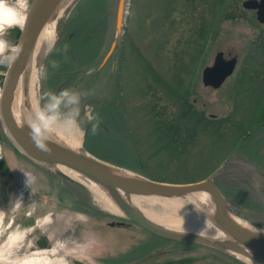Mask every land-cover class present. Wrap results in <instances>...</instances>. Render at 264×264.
<instances>
[{
    "label": "rangeland",
    "instance_id": "rangeland-1",
    "mask_svg": "<svg viewBox=\"0 0 264 264\" xmlns=\"http://www.w3.org/2000/svg\"><path fill=\"white\" fill-rule=\"evenodd\" d=\"M5 1L26 16L32 0L26 10L18 0ZM221 1L129 0L115 59L102 69L115 39L118 0L72 2L43 60L40 112L52 97L61 101L57 109L65 108L83 86L73 101L84 116L54 112L49 128L62 131L70 123L84 135L88 119L96 120L82 136L83 147L157 181L184 184L218 173L216 183L233 213L264 229V198L248 195L264 174V23L255 9L243 7L244 0ZM8 26L0 38L17 46L20 27ZM220 51L238 58L236 70L220 88L205 86L202 70ZM11 60L0 63V94ZM76 69L89 77L73 93L71 85L81 76L73 74ZM64 81L69 87L59 89ZM85 98L92 102L81 105ZM64 177L52 166L31 163L0 130V264H233L213 248L158 238L105 209L89 186ZM227 180L246 190L233 189ZM80 198L83 203L75 202ZM170 199L142 204L178 218L181 211ZM247 209L258 211L251 219L263 225L251 222ZM120 221L125 225H109Z\"/></svg>",
    "mask_w": 264,
    "mask_h": 264
},
{
    "label": "water",
    "instance_id": "water-1",
    "mask_svg": "<svg viewBox=\"0 0 264 264\" xmlns=\"http://www.w3.org/2000/svg\"><path fill=\"white\" fill-rule=\"evenodd\" d=\"M62 1L32 0L26 13L17 43L21 51L18 55L14 54L10 62L0 94V121L11 142L22 154L37 164L52 166L56 173L70 178L63 170L58 169L60 166L66 167L81 176L77 179L80 183L87 186H100L115 201L125 219L151 234L166 240L207 246L247 264H264V232L242 226L235 220L237 215L232 211L230 200L216 183L218 173L197 182L184 184L157 181L101 159L84 147L81 150H76L43 133L37 136L31 126L18 124L13 115L12 102L19 79L32 54L38 36L47 22L56 15ZM77 1L75 0V3ZM128 3L129 0H118L115 12L116 36L99 65V69L104 67L120 43L128 13ZM242 4L245 9H255L258 21L264 23V0H244ZM65 26L66 24L63 23L59 37L64 32ZM237 65V57L226 58L224 52H218L213 63L206 65L202 70L204 85L220 88L235 72ZM114 67L115 63L113 69ZM87 130L88 127L85 129V136ZM123 169L129 170L128 172L131 173L123 171ZM197 193L210 195L214 211L211 215L209 214V217L222 228L225 237H208L163 227L144 216L126 200V197L131 195L184 198ZM109 225L123 226L125 222H110ZM240 257L252 260V263L246 262Z\"/></svg>",
    "mask_w": 264,
    "mask_h": 264
},
{
    "label": "bare ground",
    "instance_id": "bare-ground-1",
    "mask_svg": "<svg viewBox=\"0 0 264 264\" xmlns=\"http://www.w3.org/2000/svg\"><path fill=\"white\" fill-rule=\"evenodd\" d=\"M74 1L75 0H63L58 11L56 12V15L51 20H49L42 29L28 63L19 79L13 97L12 109L14 118L20 125L27 124L33 128L34 125L39 123L36 119V114L40 112L39 94L40 83L42 79L41 74L43 69V60L47 56L49 49L56 40V28L58 20L63 16L68 7ZM113 14L114 13L112 12V16H115V14ZM21 15L23 14L16 6L10 5L4 0V5L0 6V28H4L6 25L17 24ZM69 104L71 105V102L68 103V105ZM55 112L62 114L63 110L57 109ZM88 120L91 121V119ZM41 133L64 145H67L68 147H71L72 149L81 150L83 147L82 136H85V132L84 135L78 133L70 123H64L62 131H59L55 128H49L47 130H42ZM58 169L63 170L70 177L69 179L77 181L78 178H81L77 172L66 167L60 166ZM123 171L128 172L129 170L127 171L123 169ZM88 189L94 193L95 199L105 209L115 214H122V211L106 190L97 185L89 186ZM156 198L159 197L131 195L128 198L126 197V200L132 206L138 209L144 216L163 227L201 234L208 237H225V234L222 233V228L217 224V222L209 217V214L211 215L214 209L212 199L208 193H197L190 197L172 198L173 200L170 199V205L172 206L173 204L174 208H177L181 211V216L178 218L160 215L143 207L142 202L152 203V201H154ZM191 204H193L195 207H198V212L190 210ZM235 220L242 226L255 228L261 230V232H264L263 229L254 227L250 223L246 222V220H243L237 216H235ZM240 258L246 262L252 263V260L243 257ZM23 264L35 263L34 261L29 260L25 261Z\"/></svg>",
    "mask_w": 264,
    "mask_h": 264
},
{
    "label": "clouds",
    "instance_id": "clouds-1",
    "mask_svg": "<svg viewBox=\"0 0 264 264\" xmlns=\"http://www.w3.org/2000/svg\"><path fill=\"white\" fill-rule=\"evenodd\" d=\"M3 5L4 0H0V6ZM18 6L19 8L26 10L27 0H18ZM25 19L26 16L21 15L16 25H9L8 27H20L22 29ZM5 31V28H0V36H3ZM20 51L21 48L19 46L10 45L7 40L0 38V63H3L6 59H12V54L18 55ZM62 95L64 97H68L69 94L64 92ZM74 99L75 98H69L70 102H72ZM52 101V103L47 105L46 111H41L36 114V119L39 123L33 126V131L37 136L41 134L42 130L49 129L50 125L56 120V116L53 113L58 108L61 101L55 97H52Z\"/></svg>",
    "mask_w": 264,
    "mask_h": 264
},
{
    "label": "flooded vegetation",
    "instance_id": "flooded-vegetation-1",
    "mask_svg": "<svg viewBox=\"0 0 264 264\" xmlns=\"http://www.w3.org/2000/svg\"><path fill=\"white\" fill-rule=\"evenodd\" d=\"M63 34H64V32L62 33V35L59 37L60 39L62 38V36H63ZM79 71H82V70H75V71H73V74H75V73H82V72H79ZM70 73V72H69ZM69 73H65L66 75L65 76H67V75H69ZM72 73V72H71ZM62 75H64V74H62ZM83 75H85V73L84 74H81V76L77 79V81L75 82V83H72V85H71V88H72V90H73V93H77V90H78V88L82 85V82H84L85 80H86V77L85 78H83L82 76ZM78 76H79V74H78ZM67 82V81H66ZM65 81H64V83L63 84H61V85H59L58 87H59V89H62L63 87L64 88H67V87H69V83H66ZM103 89L105 88L104 86L102 87ZM80 89L82 90L83 89V86L82 87H80ZM102 89V92L103 93H105L104 92V90ZM81 90L80 91H78V95H79V93L81 92ZM58 94L59 93H55V96L56 97H58ZM72 94V93H71ZM94 94H100L99 92H95ZM78 95H76L77 96V98H78ZM75 96V97H76ZM75 97H73V98H75ZM63 98H64V96H63ZM70 98H72V95H71V97ZM92 99V98H91ZM91 99L89 100V98H85L84 100H82L81 101V105H84V103H87V102H92L91 101ZM75 101H77V99L75 98ZM96 102V101H95ZM67 103H70V100H67ZM74 101H72L71 102V105L69 104H67L66 105V109L65 108H63L62 110H63V114H67V115H70V116H72L73 115V112H76V114L78 115V116H84V110H82V106H80V108H79V111H76V110H74ZM93 106V105H92ZM44 108H45V110H46V107L44 106ZM75 114V115H76ZM95 121L96 120H91V121H87V123H86V125H88L89 124V126L90 127H92V125H95ZM263 163H264V161H263ZM256 167H257V165H255ZM230 172H228L227 174H229ZM259 178H261V180H258V181H256L255 182V187H254V189L256 188V190H254V191H252L251 193H249L248 195L250 196V197H255V198H260V197H263L264 198V174H260V177ZM227 183H229V184H232V187H233V189H242V190H246V187H244L243 186V184L242 183H236V182H231V181H229V180H227ZM258 196V197H257ZM236 203V202H235ZM244 213V212H243ZM255 213H259L258 211H256V210H246V212L244 213V214H247V216H248V218H249V220L251 221V222H253V223H256V224H259V225H263V223H261V222H257V221H254V220H252L251 218L253 217L252 216V214H255Z\"/></svg>",
    "mask_w": 264,
    "mask_h": 264
},
{
    "label": "trees",
    "instance_id": "trees-1",
    "mask_svg": "<svg viewBox=\"0 0 264 264\" xmlns=\"http://www.w3.org/2000/svg\"><path fill=\"white\" fill-rule=\"evenodd\" d=\"M226 0H224V2H225ZM223 1H221V4H223L224 3ZM215 18V19H214ZM219 18V15H218V13H215L214 14V17L212 18V19H214V20H216V19H218ZM211 24V27L213 26V23L211 22L210 23ZM211 32H212V29H211ZM210 32V33H211ZM20 33H21V29L19 28L18 30H17V38H19V36H20ZM209 34V33H208ZM262 102H264V100L262 101ZM262 104V103H261ZM264 104V103H263ZM262 104V105H263ZM264 110V105L262 106V108H260V110H259V113H261L262 111ZM258 115V114H257ZM258 116H260V114L258 115ZM0 130H1V137L2 138H4V140L8 143V144H13L12 142H11V140L8 138V136L5 134V132L3 131V128L2 127H0ZM21 153V152H20ZM22 154V153H21ZM23 156H25L24 154H22ZM26 157V156H25ZM27 158V157H26ZM28 159V158H27ZM28 160H30V159H28ZM31 161V160H30ZM31 163H34V164H36L35 162H33V161H31ZM116 164V163H115ZM117 165H119V164H117ZM121 166V165H120ZM123 167V166H122ZM64 179L68 182V183H75L73 180H69V179H67V178H65L64 177ZM69 192H72V190L71 189H67ZM78 200H80V202H84L83 200H82V198H80V199H76L75 200V202L76 201H78ZM97 213L98 214H102L101 213V211H99V210H97ZM239 213V212H238ZM239 214H241V215H243V213H239ZM158 237V236H157ZM158 238H160V237H158ZM161 239H163V238H161ZM164 240H166V239H164ZM192 245H195V244H192ZM218 251V250H217ZM225 254V253H224ZM225 255H227V256H229L230 258H232L233 260V264H247V263H245V262H243V261H241V260H239V259H237V258H235V257H232V256H230V255H228V254H225ZM229 264H232V263H229Z\"/></svg>",
    "mask_w": 264,
    "mask_h": 264
}]
</instances>
